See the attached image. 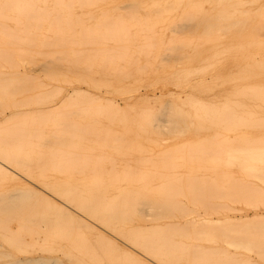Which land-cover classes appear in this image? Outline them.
<instances>
[{
    "label": "bare ground",
    "instance_id": "bare-ground-1",
    "mask_svg": "<svg viewBox=\"0 0 264 264\" xmlns=\"http://www.w3.org/2000/svg\"><path fill=\"white\" fill-rule=\"evenodd\" d=\"M172 5L214 6L239 29L237 51H222L239 53L238 69L217 73L214 54L196 57L187 80L151 62L210 52L179 50L191 45L164 30L168 16H150L201 10ZM167 86L196 117L223 116L221 143L177 145L165 161L155 146L104 155L100 128L132 129L135 140L156 130L173 139L191 121L208 128L179 119L169 99L156 106ZM136 154L144 160L117 161ZM257 229L264 0H0V264H264Z\"/></svg>",
    "mask_w": 264,
    "mask_h": 264
},
{
    "label": "rangeland",
    "instance_id": "rangeland-1",
    "mask_svg": "<svg viewBox=\"0 0 264 264\" xmlns=\"http://www.w3.org/2000/svg\"><path fill=\"white\" fill-rule=\"evenodd\" d=\"M164 7H173V8H186V9H195L200 8L201 10H179V11H168V12H153L152 17H156L159 19V16L167 15L169 20L165 23H160L164 30L171 31L170 29L178 30V34L182 35L183 37L177 39L179 43L182 45H191L189 47H181L179 50L181 51H191V50H208L207 54H195V53H181L177 54L174 57H169L162 62L160 57V62L155 60V57L151 58V62H154L155 65H164L166 68H163V71L166 73L172 74V76L180 79H188V73L190 67H193L194 64L192 61L194 58L198 57V60L203 59L205 56H212L213 54L216 56L215 58V66L218 68L217 73L220 71L228 72L233 68L238 69L239 65V53L230 54L228 57H225L222 54V51L225 50H232L237 51L238 47L243 43V37L240 35L239 29L234 30V27L227 26L222 21V17L215 12L211 11L214 6L211 5H172V6H164ZM129 13V12H127ZM194 16V17H193ZM179 18H183L182 20H178ZM192 19H195L191 21ZM177 24L179 27L175 26ZM183 24L185 27H183ZM200 45V46H194ZM236 45V46H235ZM221 70L219 71V68ZM217 74L216 71L213 74L208 75L209 82L212 83L216 79ZM170 88V90H168ZM142 90L147 91L146 88ZM170 86L163 89H157L160 94V98L157 102V107L160 106L161 102L166 98L169 99L170 102L176 107L174 110L175 115L179 119L185 118L187 115H192L191 119L198 122L199 120H211L210 125L208 128H202L195 126V124L189 122L182 123L181 126L177 127V130H181L185 132H178L175 138H168L171 132L168 133H161L160 131L156 130L155 132H149L148 134H142V138L135 140L134 137L135 133L134 130L129 129L128 133H122L121 128L117 129H110L107 128H100V131L97 135V140L95 141L98 145L106 146L103 149L104 155H118L122 154L123 152L127 151L124 149L125 146H143V147H150L155 146V155H158L157 161H165L164 159L160 158L159 155L162 153H167L172 150L173 147L177 145H184L188 143L194 147H200L202 145H213L216 142H220L223 140V134L218 130L222 128V121L223 116L221 114H213V113H199L201 114L199 117H196L195 114L190 113L187 109L192 106L190 101L181 100L180 95L175 92ZM194 122V123H195ZM111 123L115 124L114 121ZM110 119L105 120L104 124L109 125ZM112 125V124H111ZM137 130V129H136ZM135 130V131H136ZM169 134V135H168ZM168 135V136H167ZM231 139L234 140L235 143H238L240 140V133L235 130V132H231ZM167 136V139H163ZM166 138V137H165ZM155 140V141H154ZM230 142V141H229ZM231 142L229 145H232ZM228 145V146H229ZM222 150H227V148H223ZM167 151V152H166ZM224 151H207V154H215ZM194 153V152H193ZM135 158H120L118 162H134V161H143L144 158H141L138 154ZM170 161V159H166ZM232 160V159H231ZM233 159L232 161H234ZM185 162H191L194 160H183ZM257 235L259 238L264 239L263 230L257 229ZM264 242V241H263ZM255 255L254 259H259L258 254L253 253ZM255 260V261H256Z\"/></svg>",
    "mask_w": 264,
    "mask_h": 264
}]
</instances>
